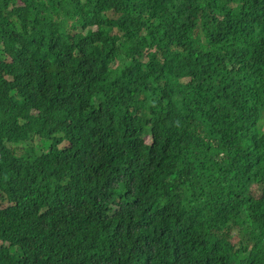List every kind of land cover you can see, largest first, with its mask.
I'll return each mask as SVG.
<instances>
[{
    "label": "trees",
    "instance_id": "1",
    "mask_svg": "<svg viewBox=\"0 0 264 264\" xmlns=\"http://www.w3.org/2000/svg\"><path fill=\"white\" fill-rule=\"evenodd\" d=\"M0 264H264V0H0Z\"/></svg>",
    "mask_w": 264,
    "mask_h": 264
},
{
    "label": "rangeland",
    "instance_id": "2",
    "mask_svg": "<svg viewBox=\"0 0 264 264\" xmlns=\"http://www.w3.org/2000/svg\"><path fill=\"white\" fill-rule=\"evenodd\" d=\"M36 145L37 146L41 145V142L38 141V143ZM260 195H262V193H260L259 191L253 193V196L256 197V198L260 197ZM232 241L237 242L238 241V237L237 236L233 237Z\"/></svg>",
    "mask_w": 264,
    "mask_h": 264
}]
</instances>
